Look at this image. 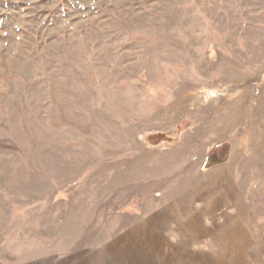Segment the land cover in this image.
Instances as JSON below:
<instances>
[{"label": "rangeland", "instance_id": "rangeland-1", "mask_svg": "<svg viewBox=\"0 0 264 264\" xmlns=\"http://www.w3.org/2000/svg\"><path fill=\"white\" fill-rule=\"evenodd\" d=\"M0 264H264V0H0Z\"/></svg>", "mask_w": 264, "mask_h": 264}, {"label": "crops", "instance_id": "crops-1", "mask_svg": "<svg viewBox=\"0 0 264 264\" xmlns=\"http://www.w3.org/2000/svg\"><path fill=\"white\" fill-rule=\"evenodd\" d=\"M174 214H175V216H174V217H176V216H177L176 212H174Z\"/></svg>", "mask_w": 264, "mask_h": 264}]
</instances>
